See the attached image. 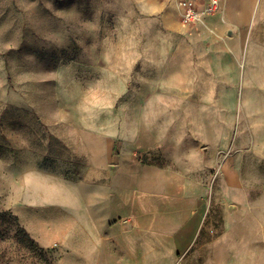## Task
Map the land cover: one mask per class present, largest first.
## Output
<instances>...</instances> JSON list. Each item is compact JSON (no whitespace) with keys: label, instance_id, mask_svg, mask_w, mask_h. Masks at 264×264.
Returning a JSON list of instances; mask_svg holds the SVG:
<instances>
[{"label":"rangeland","instance_id":"1","mask_svg":"<svg viewBox=\"0 0 264 264\" xmlns=\"http://www.w3.org/2000/svg\"><path fill=\"white\" fill-rule=\"evenodd\" d=\"M149 2L0 0V264H264V0Z\"/></svg>","mask_w":264,"mask_h":264},{"label":"crops","instance_id":"2","mask_svg":"<svg viewBox=\"0 0 264 264\" xmlns=\"http://www.w3.org/2000/svg\"><path fill=\"white\" fill-rule=\"evenodd\" d=\"M133 1L136 3L137 7H139V9L141 11L148 12V10H146L143 7V3L146 0H133ZM147 1H149V0H147ZM157 1H159L163 5L165 4L162 8L164 11V16L162 17V21H161L162 27H164L165 29H171V30H177V29H179V26L184 27L180 23V20H179L177 14L175 13L174 9L172 8V6L167 5V7L171 9V11L170 10L168 11L167 7H166V3L164 1H162V0H157ZM235 2H236V0H234L232 5H229L228 0H226V6L224 7V9L221 12L220 22L222 24V27L225 29L232 28L233 26H237V25L241 26L245 23V19L247 17V14H245V8L244 7L243 8L242 7L241 8L236 7ZM166 11H168V12H166ZM170 13L172 14V16L174 15L173 18H171V16L169 15ZM210 22H215V21L210 19V21L208 22L209 26L207 25L208 29L212 28V26L210 25ZM198 27L202 28L200 25ZM215 27L217 29L219 28V26H216V25H215ZM210 31H211V29H210ZM226 31H228V30H226Z\"/></svg>","mask_w":264,"mask_h":264},{"label":"built area","instance_id":"3","mask_svg":"<svg viewBox=\"0 0 264 264\" xmlns=\"http://www.w3.org/2000/svg\"><path fill=\"white\" fill-rule=\"evenodd\" d=\"M168 6H172L177 14L180 23L184 26L200 25L206 30L208 26L205 17L214 14L219 5L220 0H206L204 5L200 7L197 0H162Z\"/></svg>","mask_w":264,"mask_h":264},{"label":"bare ground","instance_id":"4","mask_svg":"<svg viewBox=\"0 0 264 264\" xmlns=\"http://www.w3.org/2000/svg\"><path fill=\"white\" fill-rule=\"evenodd\" d=\"M228 2H229V5H232L233 4V2H234V0H228ZM143 7L146 9V10H148V11H152L153 9H154V5L151 3V2H149V1H144V3H143Z\"/></svg>","mask_w":264,"mask_h":264},{"label":"trees","instance_id":"5","mask_svg":"<svg viewBox=\"0 0 264 264\" xmlns=\"http://www.w3.org/2000/svg\"><path fill=\"white\" fill-rule=\"evenodd\" d=\"M18 238H17V241L20 242V243H24L26 241V235L23 234L22 232L21 233H18Z\"/></svg>","mask_w":264,"mask_h":264}]
</instances>
